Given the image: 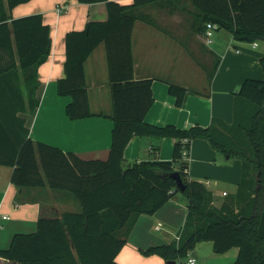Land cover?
I'll list each match as a JSON object with an SVG mask.
<instances>
[{
    "label": "trees",
    "instance_id": "trees-1",
    "mask_svg": "<svg viewBox=\"0 0 264 264\" xmlns=\"http://www.w3.org/2000/svg\"><path fill=\"white\" fill-rule=\"evenodd\" d=\"M31 1L0 0V166L13 169L12 183L20 188L48 186L73 194L81 210L40 217L36 232L16 234L10 248L0 251L6 264H119L117 256L139 218L154 215L179 192L189 200L180 239L151 247L143 255L179 262L198 244L212 242L217 254L237 248L234 264H264V78L248 79L241 85L231 126L219 119L206 128L150 125L145 117L154 102L153 80L135 79L132 44L138 20L154 23L143 8L186 12L185 1L191 7L193 34L203 37L207 24L212 23L235 41L264 42V0H133L131 4L77 0L80 4L106 3L108 20L89 22L84 30L67 34L65 76L57 88L59 95L72 99L67 107L71 120L92 117L84 65L105 44L114 121L107 160H84L35 143L25 119L19 116L27 113V108L35 114L39 107V68L48 61L53 44L51 27L43 15L11 16L16 7ZM261 65L264 70V57ZM218 66L219 61L209 73L210 82ZM21 74L24 93L19 86ZM169 93L177 107H182L187 89L170 84ZM135 136L153 138L156 154L161 141L172 138L173 160L124 167L125 149ZM197 139L207 140L223 156L242 161L238 192L219 208L213 205L208 187L188 176L189 161L183 152ZM175 172L187 186L184 192L171 177Z\"/></svg>",
    "mask_w": 264,
    "mask_h": 264
},
{
    "label": "crops",
    "instance_id": "crops-1",
    "mask_svg": "<svg viewBox=\"0 0 264 264\" xmlns=\"http://www.w3.org/2000/svg\"><path fill=\"white\" fill-rule=\"evenodd\" d=\"M131 4L133 0H112ZM187 11L180 27H186L185 35L177 37L173 29L170 11L146 7L154 23L138 20L135 24L132 44L134 74L136 80H153L154 102L145 121L154 126L174 125L180 129L190 126L208 127L213 119L231 126L234 122L235 95L248 79L263 80L264 42L252 44L238 42L227 32L217 31L213 42L207 44L204 37L190 29L188 1ZM189 4V6H188ZM67 6L65 14L58 15L57 7ZM41 14L51 27L52 50L48 61L39 68L41 86L40 104L35 114H19L25 119L30 137L35 143H45L66 153L77 154L84 160H107L112 148V86L109 75L107 50L101 44L85 62L92 117L71 120L67 107L72 99L58 93V82L65 76L66 36L72 31H82L89 22H106V3L80 4L77 0H32L12 11L14 19ZM181 18V17H180ZM178 22L176 23V25ZM189 38L187 43L184 38ZM198 44L201 51L190 47ZM219 61L210 82L209 73ZM210 65V66H209ZM213 65V66H212ZM19 86L24 93L23 75ZM177 84L187 89L182 107L169 93V85ZM156 141L149 137L135 136L124 152V167L130 164L173 160L174 140L164 138L160 152L153 148ZM223 156L204 139L192 142L188 176L205 184L213 193V205L221 207L234 197L243 178L242 161L237 157ZM13 169L0 166V251L10 248L16 234L36 232L40 217H57L65 211H79V200L71 193L50 187L20 188L12 183ZM224 193H227L225 196ZM188 198L181 192L154 215H142L133 228L127 244L117 256L119 264H167L160 256H145L143 251L168 245L180 236L188 215ZM159 227V228H158ZM197 264H234L239 250L233 248L224 254L214 251L212 242L200 243L189 252ZM7 260L0 257V264Z\"/></svg>",
    "mask_w": 264,
    "mask_h": 264
},
{
    "label": "built area",
    "instance_id": "built-area-1",
    "mask_svg": "<svg viewBox=\"0 0 264 264\" xmlns=\"http://www.w3.org/2000/svg\"><path fill=\"white\" fill-rule=\"evenodd\" d=\"M67 11H68V7L66 5L57 7V9H56V12L58 15L65 14V13H67ZM217 31H218L217 25L212 24V23L207 24V30H206L205 34L203 35L207 44H211L213 42L214 35ZM252 46L256 47L257 43H253ZM185 142L187 143V140ZM190 152H191V149L190 150L185 149L183 152V158L186 161H189ZM224 195L226 196L227 193H224ZM179 239L180 238L178 237L177 240H179ZM176 264H197V259L194 256L190 255V253H188L187 257L184 260L176 262Z\"/></svg>",
    "mask_w": 264,
    "mask_h": 264
},
{
    "label": "rangeland",
    "instance_id": "rangeland-1",
    "mask_svg": "<svg viewBox=\"0 0 264 264\" xmlns=\"http://www.w3.org/2000/svg\"><path fill=\"white\" fill-rule=\"evenodd\" d=\"M184 13L183 12H179V11H177L176 12V14L175 15H173L174 17H173V19H175L174 21H173V29H174V27L176 28V30L174 31V32H176L177 31V37L179 38V36H181V35H185V33L184 32H186L185 31V29H186V27L184 28V25L182 26V27H180V24L182 23V22H185V20H184ZM181 17V18H180ZM190 19V18H189ZM191 20V19H190ZM178 22V24L176 25V23ZM224 33H227L226 31H223ZM183 40H185L187 43H189L190 44V42H189V38L187 37V38H184ZM191 45V44H190ZM190 49L191 50H193V52L195 53V49L197 50V51H201V46L200 45H198V44H194V46H193V48H192V46L190 47ZM210 66V65H209ZM213 66V65H212ZM80 211V210H79ZM79 211H76V212H79Z\"/></svg>",
    "mask_w": 264,
    "mask_h": 264
},
{
    "label": "water",
    "instance_id": "water-1",
    "mask_svg": "<svg viewBox=\"0 0 264 264\" xmlns=\"http://www.w3.org/2000/svg\"><path fill=\"white\" fill-rule=\"evenodd\" d=\"M227 158L229 159V156ZM171 177L176 181L177 189L184 192L186 190L187 186L183 182V179H182L180 173L175 172L172 174ZM167 264H176V262H168Z\"/></svg>",
    "mask_w": 264,
    "mask_h": 264
}]
</instances>
